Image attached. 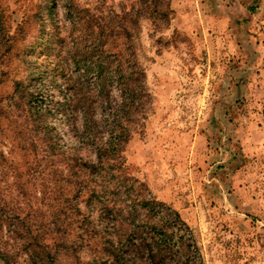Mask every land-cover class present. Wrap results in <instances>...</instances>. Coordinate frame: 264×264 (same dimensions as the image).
I'll return each instance as SVG.
<instances>
[{
  "label": "rangeland",
  "instance_id": "obj_1",
  "mask_svg": "<svg viewBox=\"0 0 264 264\" xmlns=\"http://www.w3.org/2000/svg\"><path fill=\"white\" fill-rule=\"evenodd\" d=\"M170 8L160 30L139 21L144 83L103 96L70 60L69 34H83L63 0H0V264H264V0ZM77 76L93 90L89 130ZM110 139L116 162L97 179L69 159L95 161ZM78 183L103 191L73 196ZM26 228L39 247L21 245Z\"/></svg>",
  "mask_w": 264,
  "mask_h": 264
},
{
  "label": "trees",
  "instance_id": "obj_2",
  "mask_svg": "<svg viewBox=\"0 0 264 264\" xmlns=\"http://www.w3.org/2000/svg\"><path fill=\"white\" fill-rule=\"evenodd\" d=\"M64 9L67 13L72 29L75 27L82 28V37L79 33L76 35L70 32L72 45L70 50V60L75 69L82 70V76L85 82L90 76L95 79V87L98 93L103 96L109 94L110 86L115 83V86L122 91H132L137 85L144 83V69L138 61L137 53L134 46V39L138 33L139 21L142 18H147L154 25L156 30L165 27L171 18L172 9L170 8V0H125L126 7L120 11L109 10L102 7V5H85L81 6L76 0H63ZM119 39L125 40L118 42ZM83 43L80 47L79 45ZM124 44L127 47L123 48ZM115 46L114 49L111 47ZM124 49V51H123ZM71 87L74 90L73 101L76 106H82L84 120L83 125L85 130L95 125L93 116V108L91 100L93 98L92 88H88L79 80L77 76L71 80ZM94 90V91H95ZM128 100L125 98L122 105L125 106ZM116 117H122V114H116ZM46 137V136H45ZM119 136L117 142L126 141V137ZM45 143V147L40 149L34 144V141L29 143L33 152V160L50 161L52 152L51 145ZM114 139H110L105 143H98L96 145V160L84 161L77 159L75 155L69 159L80 165L86 177L97 179L99 172L105 168H114L116 162V151L119 147L115 144ZM25 150L26 147H23ZM39 150V151H38ZM36 159V160H35ZM70 167H73L71 164ZM95 173V174H92ZM75 172L71 173V178L75 176ZM113 174H109L108 181L113 179ZM76 182V181H74ZM98 184L93 187L84 185H74L73 196L81 194L82 188L88 198L98 196L100 191L97 189ZM147 201H150L147 199ZM17 218V219H16ZM11 223V230L14 234L20 230L19 224L27 218H20L14 216ZM16 220V221H15ZM21 245L26 250L35 246L39 247L41 243L38 241L36 234L30 232V228L25 229V233L21 234ZM39 243V244H38ZM33 248V247H32ZM4 259H9V251L4 249L2 252ZM33 258V254L30 253ZM42 258H48L47 255H39Z\"/></svg>",
  "mask_w": 264,
  "mask_h": 264
}]
</instances>
